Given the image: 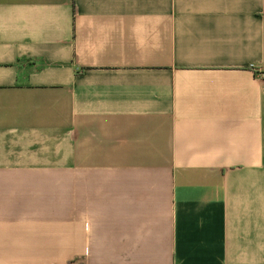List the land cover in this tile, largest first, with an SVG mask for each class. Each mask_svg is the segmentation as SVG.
Here are the masks:
<instances>
[{
	"label": "crops",
	"instance_id": "0c3cea01",
	"mask_svg": "<svg viewBox=\"0 0 264 264\" xmlns=\"http://www.w3.org/2000/svg\"><path fill=\"white\" fill-rule=\"evenodd\" d=\"M264 0H0V264H264Z\"/></svg>",
	"mask_w": 264,
	"mask_h": 264
},
{
	"label": "built area",
	"instance_id": "2783aa9c",
	"mask_svg": "<svg viewBox=\"0 0 264 264\" xmlns=\"http://www.w3.org/2000/svg\"><path fill=\"white\" fill-rule=\"evenodd\" d=\"M262 76H264V74H262Z\"/></svg>",
	"mask_w": 264,
	"mask_h": 264
}]
</instances>
